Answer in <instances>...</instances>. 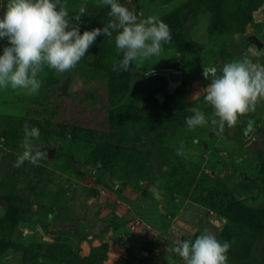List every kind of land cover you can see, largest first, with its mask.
<instances>
[{
    "label": "rangeland",
    "instance_id": "374dc122",
    "mask_svg": "<svg viewBox=\"0 0 264 264\" xmlns=\"http://www.w3.org/2000/svg\"><path fill=\"white\" fill-rule=\"evenodd\" d=\"M119 2L138 16L163 21L179 11L184 23L171 31L160 56L141 65L133 62L128 71L112 70L122 55L115 44L98 41L100 35L71 71L45 68L38 95L0 89V219L18 212L44 233L31 237L25 232L6 245L0 264H183L172 248L204 232L231 243L228 264H264V178L259 172L264 101L222 134L210 124L194 131L185 124L193 107L206 117L212 114L203 88L208 84L204 72L213 70L201 68L203 51H210L205 59L219 70L241 56L236 47L246 37L256 36L264 45V0H229L222 9L217 8L220 0ZM65 4L70 15L86 5L81 17L86 30L103 28L110 19V9L98 6L99 0ZM5 46L8 41L0 40V55ZM100 56L104 62L98 66ZM169 68L181 73V83L167 95L163 77L133 80L134 74ZM68 78L70 88L61 95ZM25 123L40 131L34 143L56 147L53 160L46 155L38 164L13 166ZM181 142L184 152L177 155ZM220 182L242 202L241 217L235 213L227 219L195 203L208 186ZM157 184L158 200L149 191ZM186 190L187 195L181 193ZM99 220L112 223L108 235L87 243L82 228H93ZM7 234L16 233L8 229Z\"/></svg>",
    "mask_w": 264,
    "mask_h": 264
},
{
    "label": "clouds",
    "instance_id": "9594fccd",
    "mask_svg": "<svg viewBox=\"0 0 264 264\" xmlns=\"http://www.w3.org/2000/svg\"><path fill=\"white\" fill-rule=\"evenodd\" d=\"M98 6L110 9L108 22L103 28L80 31L81 17L86 15V5H81L75 15H70L62 0H6L0 3V40H7L0 55V89L22 90L27 95H38L42 87L39 79L45 68L58 74L74 69L100 35L110 40L114 36L115 48L122 59L114 63L115 72L128 71L135 62L143 64L153 56H160L163 45L171 42V29L157 16H138L119 0H99ZM264 49L249 44L239 58L225 63L221 69L204 72L208 84L204 103L211 106V117L199 108L191 109L185 118L188 131L211 125L222 134L225 128L234 127L239 118L254 112L264 101ZM219 72V74H217ZM40 138L35 126L23 125L22 151L13 166L19 168L26 161L38 164L46 151L34 143ZM183 143L176 149L183 155ZM149 191L157 200L161 198L159 186ZM231 243L221 242L216 235L204 232L194 240L176 243L172 252L183 264H228Z\"/></svg>",
    "mask_w": 264,
    "mask_h": 264
},
{
    "label": "trees",
    "instance_id": "16d2710c",
    "mask_svg": "<svg viewBox=\"0 0 264 264\" xmlns=\"http://www.w3.org/2000/svg\"><path fill=\"white\" fill-rule=\"evenodd\" d=\"M66 1H68V0H63L62 2L66 3ZM226 6H229V0H220V3L217 5V8L222 9ZM82 22H83V24H85L84 21H82ZM163 22H165L166 24L169 25L171 31H175L178 29V27L183 25L184 19H182L180 17L179 11H176V12L174 11V12L170 13L169 15H167L164 18ZM80 30H82V32H83L86 30V27L81 26ZM215 30H216V26L212 25L210 28V33L212 35H214ZM176 40H178L177 37H176ZM98 41L102 42L103 45H108V46L115 44L114 43V37H113V39L110 40L107 36H103V35H101L98 38ZM177 43L175 45L176 49L177 50H184V48H180L179 44H177ZM185 51H188V50H185ZM209 53H210V51H203V53H202V57H201V61H200L201 65H202V67H201L202 69L210 67V64L207 63V60L205 59L209 55ZM103 62H104V57L100 56V58L98 59L97 65L100 66L103 64ZM211 67H212V70L215 69L214 66H211ZM212 70H210V71H212ZM134 76H135V74H134ZM153 76L157 77L156 75H153ZM141 77L142 76L135 77V78L133 77V80L135 82H136V80L139 81V79H141ZM163 79H164V77H163ZM134 81H133V83H134ZM160 97L163 98L162 96H160ZM106 161L109 162V160H106ZM108 167L109 168L113 167L114 169L112 168V170H115V164H111V166H108ZM259 172L262 175V177L264 178V161L260 162ZM184 178H188V176L185 175ZM187 191L188 190L181 192V193L184 195H187V193H189V191L188 192ZM0 195H1V193H0ZM195 203H197L199 206L205 208L206 211L215 212V213H217V214H219L222 217H225L227 219L231 218L232 215H236L235 213L239 214L238 217L236 216V218H239V217H241V215H243L242 202L240 200H238L232 194L229 187L226 184H224L223 182L216 183L215 185L213 184L212 186H208L206 188V191L201 193L199 195V197L195 200ZM261 218H262V220H261L262 224H264V217L261 216ZM23 224H35V223H32L28 220L27 221L24 220V218L21 215H19L18 212L14 213V214H9V216L7 218L0 219V229L3 228L2 232H1L3 235H1V237H0V253L4 250L6 245L13 244V242H15L16 236L19 233L17 228L19 226H22ZM4 228L6 230H4ZM8 229L12 230L14 233H16L15 236H12V237L9 236L7 234ZM31 237H33V236H31ZM189 239L194 240L195 237L189 238ZM85 264H90V263L87 262Z\"/></svg>",
    "mask_w": 264,
    "mask_h": 264
},
{
    "label": "water",
    "instance_id": "95a60500",
    "mask_svg": "<svg viewBox=\"0 0 264 264\" xmlns=\"http://www.w3.org/2000/svg\"><path fill=\"white\" fill-rule=\"evenodd\" d=\"M2 15H3V12H0V17H2ZM249 44H255L258 49H263L264 47L263 43L256 36H248L242 42L241 47L239 46L236 47L237 49L236 55L238 57L242 55ZM207 69L212 70V67H208ZM158 71L159 70H155L147 74L137 73L135 74V77H139V76L145 77L147 75L149 76L157 75V73H159ZM160 72L166 73V77L169 83L172 85V89L176 88V86L181 83V73L179 71L169 68V69H164V70L160 69ZM70 85H71V79L68 78L67 80H65L64 86L60 89L61 95H66L68 89L70 88ZM41 147L43 148L42 150L46 151L48 160L49 161L53 160L56 154V147L51 148L47 145H41ZM123 185H126V184L124 183ZM110 228H111L110 223L100 220L96 224V226L90 229L89 231L90 242H93L94 240L99 239V238H103L105 234L108 232V230H110ZM17 230L19 233L16 236V240L24 236L25 232H27L33 237H43L44 236L42 229L37 224H23L22 226H19Z\"/></svg>",
    "mask_w": 264,
    "mask_h": 264
},
{
    "label": "flooded vegetation",
    "instance_id": "af4514ba",
    "mask_svg": "<svg viewBox=\"0 0 264 264\" xmlns=\"http://www.w3.org/2000/svg\"><path fill=\"white\" fill-rule=\"evenodd\" d=\"M0 3H2L1 1H0ZM1 12H3V11H1ZM162 70H164V69H162ZM159 73H157V75L156 76H159V77H164L166 80H167V83H168V86H167V88H166V90H165V93L166 94H169V91H172L173 89H172V85L169 83V81H168V79H167V77H166V73H161L160 72V70L158 71ZM211 72V71H210ZM115 188V187H114ZM100 221V220H99ZM103 221H105V222H108V221H106V220H103ZM108 223H110L111 224V227H112V223L111 222H108ZM94 228V227H93ZM90 229H92V228H86V227H83L82 228V232H83V234H84V238H85V240H87L86 242L87 243H91L90 242V239H89V236H90V233H89V231H90ZM106 235H108L107 233L105 234V236ZM105 236L103 237V238H99L100 240L101 239H105ZM99 239H96V240H99Z\"/></svg>",
    "mask_w": 264,
    "mask_h": 264
}]
</instances>
